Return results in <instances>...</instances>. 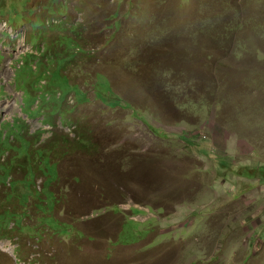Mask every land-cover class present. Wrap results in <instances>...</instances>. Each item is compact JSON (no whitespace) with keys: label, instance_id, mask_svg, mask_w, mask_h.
Returning <instances> with one entry per match:
<instances>
[{"label":"rangeland","instance_id":"rangeland-1","mask_svg":"<svg viewBox=\"0 0 264 264\" xmlns=\"http://www.w3.org/2000/svg\"><path fill=\"white\" fill-rule=\"evenodd\" d=\"M48 1L0 0V264H264V0Z\"/></svg>","mask_w":264,"mask_h":264},{"label":"clouds","instance_id":"clouds-1","mask_svg":"<svg viewBox=\"0 0 264 264\" xmlns=\"http://www.w3.org/2000/svg\"><path fill=\"white\" fill-rule=\"evenodd\" d=\"M51 2H50V0H49V2L45 5V6H43V5H39L38 4V8H39V11H42L44 8H46L49 4H50ZM31 5H33V6H35V5H37L36 3H33V4H29V6L31 7ZM77 8V7H76ZM75 8V9H76ZM78 9V12H79V14H83V12L80 10V8H77ZM69 12V11H68ZM119 13V11L116 13V14H118ZM89 18L91 19L92 17L91 16H89ZM63 19V21L65 22L64 23V29L63 30H66V29H68V28H71V27H76L77 28V26L79 27V25H74V23H72V21L73 20H76V17L74 16V15H70V12H69V14H68V16H66V14L64 15V17L62 18ZM73 19V20H72ZM62 21H57V20H54L53 21V24H60ZM71 22V23H70ZM1 24V23H0ZM4 26H5V28L7 29L6 30V32H9V30H10V32L9 33H11V36H10V38L11 37H15V35L14 34H12L13 33V31H12V28H8V24H7V22H5L4 21ZM107 27V26H106ZM105 27V28H106ZM104 28V29H105ZM103 29V30H104ZM57 31H60V30H57ZM26 45V43H20V45L19 46H17V45H15L16 46V51H15V53L17 54V60L20 58V57H22V55L26 52V51H28V50H30V48H28V47H26L25 46ZM19 68V65L16 67V69H18ZM72 101H74V98H70L69 99V104L70 105H72L71 104V102ZM43 128V127H42Z\"/></svg>","mask_w":264,"mask_h":264},{"label":"crops","instance_id":"crops-1","mask_svg":"<svg viewBox=\"0 0 264 264\" xmlns=\"http://www.w3.org/2000/svg\"><path fill=\"white\" fill-rule=\"evenodd\" d=\"M49 2V1H48ZM47 2V3H48ZM47 3H38L39 5H43L45 6ZM31 7H34L33 5H31ZM77 8H80V7H77ZM39 9V8H38ZM80 10L84 13V9L83 8H80ZM91 16V15H90Z\"/></svg>","mask_w":264,"mask_h":264}]
</instances>
